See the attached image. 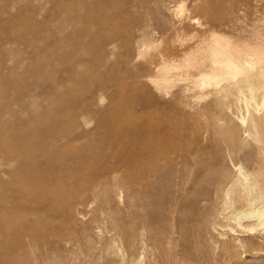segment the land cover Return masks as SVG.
<instances>
[{"label":"rangeland","instance_id":"1","mask_svg":"<svg viewBox=\"0 0 264 264\" xmlns=\"http://www.w3.org/2000/svg\"><path fill=\"white\" fill-rule=\"evenodd\" d=\"M73 1L0 0V96L7 110L0 124L6 141L0 152V264H264V224L244 232V226L257 223L236 220L246 205L207 198L223 191L215 181L229 166L226 149L229 132L237 127L231 119L238 106L230 100H238V76L230 80L219 74L222 81L215 86L214 73L225 68L212 69L208 55L196 67H183L172 54L177 41L167 35L170 23L188 13L200 21L191 1L172 0L169 10L149 2V16L162 20L165 32L143 35L132 30L144 11L134 0L114 1L95 15L97 39L82 38L78 57L61 59L56 50L49 58L48 14H60ZM236 2L232 39L241 46L255 34L264 43V1L227 0L228 5ZM188 35L180 37L191 42ZM106 37L115 40L107 45ZM244 58L252 70L264 72L263 55ZM163 61L170 69L167 84L158 88ZM222 88L229 94L219 110L214 91ZM199 108L214 126L205 141L194 139V145L192 113ZM177 136L189 143L181 158L168 148ZM163 143L169 152L159 156ZM22 148L35 151L29 162L22 153L14 154ZM55 184L87 193L109 190L108 201L85 198L65 212H79L81 223L68 220L60 209L50 208L46 190L56 189ZM129 194L139 196L140 204L129 206ZM93 216L101 218L99 225L89 222Z\"/></svg>","mask_w":264,"mask_h":264},{"label":"bare ground","instance_id":"2","mask_svg":"<svg viewBox=\"0 0 264 264\" xmlns=\"http://www.w3.org/2000/svg\"><path fill=\"white\" fill-rule=\"evenodd\" d=\"M114 1L116 2L117 0H74L73 1L74 3L64 8L61 11V13L58 15H57V12H54V13L49 12L48 19H47L48 21H47L46 35L48 38L52 39L53 41V43H50L48 46L49 58L53 56V53L54 51L56 52V50H60L61 59H64L65 57H68L70 59L74 57H78L79 54H81L82 51H84V48H83L84 43L82 41L83 40L82 38L90 39L92 43L95 42V40L97 39L95 37H97L98 35H93V32H92V28L95 27L94 25L96 23L100 24L99 22L96 21L95 15L100 9H103V7L112 5ZM134 1L137 3L138 7H140L141 10L144 11V13H140L139 18L137 22L135 23L136 25L133 26L132 31L137 32L138 35H143L150 31H157L163 34L165 31L162 26V22H161L162 20H159L157 17L155 18L153 16H149L151 11H147V8H148L147 6H148V3L152 1L154 3L160 4L163 7V9L169 10L170 3L172 2V0H147V2H145L144 0H138V1L134 0ZM190 1H191V6L194 10V13L199 16L198 18L200 21H196L198 19H196V17L193 14L188 13V14L177 15L176 19L170 23L169 27L166 29L168 30L167 35H169L172 38V40H174V42L177 41L176 46L174 45L171 51L172 54L174 56L181 58L180 62H182L181 65L183 67L184 66L186 67V65H191V66L196 67L198 64H202L205 55H208L210 57L209 63L212 69L216 70L218 66L225 68L224 72L214 73L213 80L214 82L216 81L215 86H217L219 82L222 81L221 77H216L219 74H226L227 76H229L230 80L236 79V77L238 76V89L234 93L237 96L238 100L236 99L230 100L233 103H237L238 106H237V109H235L234 112L232 113L233 116L231 119L233 122L237 124V127L233 126L231 131L229 132L230 142H229V146L226 149V159L229 163V166L226 169L225 173L222 175V177H220L219 179L215 181L216 183H218V185L222 186L221 190L223 191L221 194L218 193L213 196L212 195L210 196L207 194L208 195L207 198H214V200L215 198H221V200L223 199L224 203L228 205L231 204L233 200L241 202L244 205H246L247 208L245 210L243 208L240 209V210L243 209V211H238V212L236 211L237 213L235 216L237 217L236 220H240L241 218H245V219L249 218V220L251 218L256 219L257 223L255 225L252 224L253 226H250V227L248 226L247 229L245 228V226L244 228L242 226L244 232L245 230L246 232L247 231L251 232L252 230L256 228V226L258 225L262 226L264 224V72L262 68L252 70L250 68L249 62L246 60V58H244V56L248 54L250 55L252 53L260 54L264 56V47L263 48L259 47L260 45L261 46L264 45V43H258L256 40L257 37L255 36V34L251 35L248 42L241 46L238 45V39H235V40L232 39V37L233 36L235 37V34H236V32L234 33V30L237 29L236 24L238 22V2L231 3V5H228L227 0H190ZM226 16H229L228 20ZM194 24L196 26H194ZM183 32L191 33V35L187 36L188 39L189 37L191 38L192 40L191 42H186L187 39L180 37V34H182ZM227 36H230L231 38L229 41L227 40ZM106 38H109V37H106ZM114 40L115 38L113 39L110 37L109 38L110 43H108L107 45L112 44ZM100 56H103V52L101 51H100ZM219 57L221 58V60H219ZM46 69H48V71L51 72L50 66H47ZM71 69L73 70V72H75L74 68H71ZM169 69L170 67L165 63V61H163L162 65L160 66V73L162 76L160 75L161 77L158 78L157 81H163L164 84H162L163 82L155 83L156 87L159 88V87H162V85L167 84V79H168L167 73ZM205 82H206L205 79L201 78L200 83L199 84L197 83V84L203 87ZM54 89H57V88H54ZM214 93H217L219 95V98H218V103L220 105L219 110H222L223 101L228 98L229 93L225 91L224 88L219 89L217 91L215 90ZM202 95L204 96V93ZM19 97L21 99V96ZM3 99L0 96V124H1V117H3V115L7 111V110L6 111L2 110V107L4 106ZM20 99L18 102L16 101L18 104L19 102H23V101H20ZM32 101H33L32 96H30V99L28 100V102L31 103V105L33 104ZM26 105H29V104H26ZM206 113L207 112H205L203 108L201 109L199 108L198 111L192 113L193 125H192V136L190 139H193V141L190 140L192 141L190 142V144L191 143L194 144V139L196 140L197 138L198 139L200 138L203 141H205L207 137L209 136L210 126L213 127L214 125L210 122L209 118L207 119L209 115H205ZM80 115L84 116V114L82 113H80ZM198 116L200 117L204 116L205 119L204 120L202 119L201 120L202 122H201L200 120L195 119ZM75 118L77 119V117ZM81 118L84 119L85 116ZM74 119L72 120V122L74 121ZM212 119L213 117L211 118V120ZM219 131L220 130H217L216 133ZM210 141H211V138H210ZM5 142H6L5 139H2L1 130H0V152L3 146L6 144ZM185 142L187 141L186 140L182 141L181 138L177 136L174 140V143L171 145V147H168V148L171 149L170 152L176 154L178 158H181L183 157L182 155L185 152L184 150L185 148H183V146L186 144H189V143L184 144ZM163 146H164V143L159 145V148H160L158 151L159 156L160 154L162 156L168 155L167 153L169 152V149ZM206 148L207 147H205V149ZM194 150L196 153V149ZM33 152L35 153V151H31V152L29 151L28 153L26 149L22 148L20 150L15 151L14 154L20 155L22 153L23 155L21 156L26 157L24 161L29 162L31 160V155ZM237 152H238V155H237ZM195 157H194V160H195ZM214 165L215 164H213V166ZM4 167H7V166H4ZM73 186L69 187V189H65L64 187L60 186V187H57L56 189L46 188L49 190H46V189L45 190L48 192L47 199L50 201V208L55 207L56 209H60L59 211H61V214L64 215L65 218L67 217L68 219L69 218L68 216H71L73 217V221L78 220L81 223L80 217L82 216H80L79 212L77 213L69 212L68 214V213H65L66 209L73 207L75 203L80 204V202H82L85 198L91 199L95 203L98 200L104 202L103 200L108 199L106 198V191H109V190L92 191L91 193H87V190H82V188L78 189L76 188V186L75 187ZM110 192H111V197L113 196L116 198V196L118 195L117 191L115 190H112ZM137 197L139 198V196ZM137 197L135 195L133 196V194H129L128 201H127L129 203L128 205L137 206L138 204H140L138 203ZM147 198H150V196ZM75 210L77 209L75 208ZM231 214L232 213H230V215ZM8 221H6L5 223H7ZM84 222L82 223L84 224ZM89 222L99 225L101 223V218L98 219V217H94L92 218V220L89 219ZM238 226L240 227V225ZM93 227L91 228V230L97 229L98 232L100 233L102 232V228L100 229L99 226L94 227V228ZM258 228H260V226H258ZM228 231H230L229 228H228ZM50 233L51 232H49V234Z\"/></svg>","mask_w":264,"mask_h":264}]
</instances>
